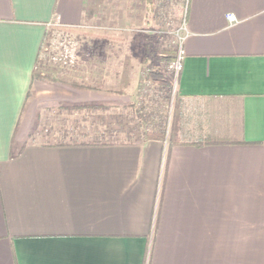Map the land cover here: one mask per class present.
<instances>
[{
    "label": "crops",
    "instance_id": "crops-1",
    "mask_svg": "<svg viewBox=\"0 0 264 264\" xmlns=\"http://www.w3.org/2000/svg\"><path fill=\"white\" fill-rule=\"evenodd\" d=\"M88 4L0 0V264H264V0L188 1L170 140L21 144L43 35Z\"/></svg>",
    "mask_w": 264,
    "mask_h": 264
},
{
    "label": "rangeland",
    "instance_id": "rangeland-1",
    "mask_svg": "<svg viewBox=\"0 0 264 264\" xmlns=\"http://www.w3.org/2000/svg\"><path fill=\"white\" fill-rule=\"evenodd\" d=\"M155 1L149 12L144 0H89L80 24L49 25L24 108L31 124L21 144L131 142L160 122L167 140L173 137L181 100L175 59L167 56L178 53L185 11L181 0ZM155 69L159 74L152 76ZM80 86L82 94L70 92ZM83 104L94 107L76 108Z\"/></svg>",
    "mask_w": 264,
    "mask_h": 264
},
{
    "label": "trees",
    "instance_id": "trees-1",
    "mask_svg": "<svg viewBox=\"0 0 264 264\" xmlns=\"http://www.w3.org/2000/svg\"><path fill=\"white\" fill-rule=\"evenodd\" d=\"M144 2H145V6L148 8V11L149 12H153V11H155V4H156V1L155 0H144ZM45 38H46V31H45V33H44V35H43V38H42V40H41V44H40V47H39V52H40V49L42 48V46H43V44H44V41H45ZM178 47V46H177ZM174 50H176V46H175V49ZM39 52H38V54H37V59H38V55H39ZM171 55H169V56H167V58H170V59H172V60H174L175 58H176V53H174L173 52V50L171 51ZM173 53H174V55H173ZM37 61V60H36ZM149 73H152L151 75L152 76H155V75H158L159 73H158V70L157 69H155L154 71L152 70H150V72ZM170 78V77H169ZM33 79H34V73H33ZM157 80V79H156ZM159 80V79H158ZM161 81V80H160ZM163 81V80H162ZM165 85H167L168 87H169V85H170V80H168L167 82H165L164 83ZM114 92H116L117 94H126V92H125V90H122V89H116V90H114ZM94 107V105H86V104H84V105H82V106H78V107H76V108H82V109H91V108H93ZM166 135H167V133H166V129L164 128V126L162 125V123L160 122L158 125H157V127H153V128H151V129H145V130H143L142 132H141V137H140V139H142V140H147V139H158V140H162V141H164L165 139H167L166 138ZM100 136V135H99ZM99 136H95V137H99ZM96 140V139H95ZM99 140V139H98ZM81 142L82 143H88L87 141H83L82 139H81ZM92 143H104L102 140L101 141H92ZM108 143V142H107ZM169 144H172V143H170L169 142Z\"/></svg>",
    "mask_w": 264,
    "mask_h": 264
},
{
    "label": "built area",
    "instance_id": "built-area-1",
    "mask_svg": "<svg viewBox=\"0 0 264 264\" xmlns=\"http://www.w3.org/2000/svg\"><path fill=\"white\" fill-rule=\"evenodd\" d=\"M181 1L183 2L184 11H185L187 3H188L189 0H181ZM226 16H227V18H228V20L230 22H235L236 21V19H235L233 14L229 13ZM182 40H183V36L180 37V41H179V44H178L179 45V50H178V53H177V56H176L175 60L172 63V68H173L175 76H176V82H177L179 70L181 68V57H182V54H183Z\"/></svg>",
    "mask_w": 264,
    "mask_h": 264
}]
</instances>
